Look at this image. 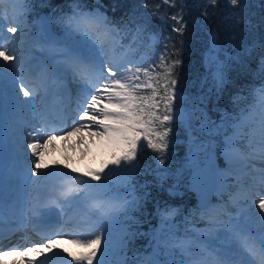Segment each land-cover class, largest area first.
Returning <instances> with one entry per match:
<instances>
[{
	"label": "snow or ice",
	"instance_id": "snow-or-ice-1",
	"mask_svg": "<svg viewBox=\"0 0 264 264\" xmlns=\"http://www.w3.org/2000/svg\"><path fill=\"white\" fill-rule=\"evenodd\" d=\"M7 2L15 3L17 0H7ZM18 2L22 3L23 0ZM228 2L232 6L239 4V0H228ZM4 3L5 0H0V40L3 39L5 31L2 9ZM211 3L215 4L216 0H211ZM204 15L207 16V13L205 12ZM173 19L179 23L175 31L183 32L182 17H173ZM65 23L69 32H82L83 35L92 37L102 51L115 52L118 47H122L118 39L119 30L111 26L107 17L99 11H85L76 4ZM17 32V26L7 28V33L13 34L11 39H15ZM209 39L210 52H215L217 44L215 35L210 33ZM53 43L57 42L53 41ZM56 55L61 59L56 61L55 66L41 68L36 76L37 83L26 86L21 79L22 73L28 70L26 62L22 61L14 51L10 54L8 46L0 43V100L3 98L5 87H8L14 92L18 101L31 103L40 92L47 94L49 88L61 78L58 74L71 73L73 81L80 85L83 96L77 107L78 119L74 122L78 126L73 127L71 132L63 128H51L46 136L41 135L39 130H33L30 133L33 142L27 144V149L31 151L33 158L29 172L32 178H38L40 175L53 177L59 175L66 178L60 185L62 189L60 196L70 203L85 204L88 213L95 216L101 224L102 230L89 232L88 236L91 238H80L83 233L77 231H56L51 237H43L40 243L33 242L31 247H26L22 251L18 250V247H13L9 252L0 251V257L11 254L26 259L27 264H41L40 261L35 260V257L58 248L57 240L70 235L74 238L67 243L77 249L75 252H69L67 248L63 249V252H67L72 258L70 264H108L104 257L109 250L110 225L119 222L121 216H127L137 201L135 198L131 200L127 198L130 193L120 195L110 188L102 189L101 184L93 181H101L102 176L106 179L104 169L109 165L119 167L123 164L131 172L136 167L137 154L142 145L163 154L167 148V136L170 131L167 125L174 119L181 118L174 115L173 111V101L177 99L174 69L180 61L178 59L169 61L164 54H161L159 63L141 66L142 61L134 62L127 59L126 51L121 53L119 60L112 58L101 60L94 52H85L72 45L56 49ZM215 75L218 81H223L222 68L218 67ZM255 106L261 112L258 124L259 140L255 139L256 130H253L247 134L248 147L264 162V87L255 92ZM253 119L251 106L247 115L241 110L239 119L231 125L233 133L223 135L221 155L227 163L233 162L237 157L244 158L236 145V139L246 135L242 130ZM85 129L90 137L97 138L98 142L110 152L109 160L101 169L81 173L79 169L65 171L68 167L65 165L62 168L49 169L48 173L41 171L49 168L44 163V150L47 146L53 145L57 139L56 132H61L60 139H65L72 135H80ZM159 162L161 164L165 162L163 155ZM257 171L260 173L258 181L261 187H264V169ZM73 172L77 175L73 176ZM254 206L257 210L255 221L246 222L244 226H233L229 223L231 239L242 256L237 258L231 249L223 252L217 249L209 251L208 248L199 245H197L199 252L193 253L189 251L191 242L179 241L173 246L179 247L189 256V259L182 264H264V198L259 199L258 204L254 201ZM9 207L0 181V222L3 221L5 209ZM37 207V204H32L30 208L34 216ZM202 208L203 215L207 217L210 225L224 224L220 219V210L206 204ZM174 214L175 210H166L164 216ZM2 234L3 230L0 229V235Z\"/></svg>",
	"mask_w": 264,
	"mask_h": 264
},
{
	"label": "trees",
	"instance_id": "trees-1",
	"mask_svg": "<svg viewBox=\"0 0 264 264\" xmlns=\"http://www.w3.org/2000/svg\"><path fill=\"white\" fill-rule=\"evenodd\" d=\"M23 1L28 19L37 20L46 14L58 32L76 4L82 9H100L131 44V55L138 60L145 55L144 66L159 63L161 54L169 61H180L174 69L175 89L184 97L173 101V110L184 108L188 119L167 125L170 131L163 154L143 146L136 167L131 172L123 168L131 177L125 190L137 201L124 216L135 232L128 237L126 248L131 264H139L144 262L146 248L155 243V236L163 240L170 232L179 237L185 230L197 235L196 229L205 220L189 186L193 167L190 154L204 161L215 149L219 156L223 135L233 131L231 125L241 110L246 114L250 106L255 107V92L264 87V0H239L238 6L228 0H216L215 4L211 0ZM173 17H182L183 32L175 31L179 23ZM213 31L218 32L221 42L215 59L221 63L222 82L214 78L205 61ZM161 155L163 164L159 162ZM219 160L222 166L220 156ZM120 187L112 189L120 194ZM166 210H175L170 220L164 216Z\"/></svg>",
	"mask_w": 264,
	"mask_h": 264
},
{
	"label": "rangeland",
	"instance_id": "rangeland-1",
	"mask_svg": "<svg viewBox=\"0 0 264 264\" xmlns=\"http://www.w3.org/2000/svg\"><path fill=\"white\" fill-rule=\"evenodd\" d=\"M3 9V14H4V33H3V39L0 40L1 43H4L8 46L10 51V54L14 51L15 54L24 62H26V67L28 68L29 64L33 61L31 57V51L32 49L34 50H45L46 48L50 49L51 55L54 57H58L56 55V49L58 48H63L66 45H72L74 47L83 49L85 52L87 51H92V45L85 41L88 36L83 35L82 32H69L67 30V27L65 26L64 30L62 32H56L52 28H46L43 23L41 18L35 21L28 20L27 18L22 19V16L24 14V5L21 2H15V3H9L7 0H5V3L2 5ZM85 11H99L102 13L100 10H95V9H89ZM104 14V13H102ZM105 15V14H104ZM111 25V24H110ZM11 26H17L18 27V32L15 34V39H11L13 34L7 33V28ZM112 26V25H111ZM44 33H48V37L43 40L42 43H39V38L44 35ZM91 40L94 41L92 37H89ZM120 36L118 39L120 40ZM217 40L216 44V51L215 52H210L208 50V54L206 56V64L207 67H209V70L212 68V71L214 72V78H216V71L217 68H221V63L216 62V52L219 50L221 47V42L217 39V36L215 37ZM53 41L57 43H53ZM63 42V43H60ZM121 42V41H120ZM54 45L60 46L58 48L53 47ZM119 48V47H118ZM117 48V49H118ZM115 52H112L110 50H107L105 52V55L101 56L97 53V51H92L95 53L97 57H99L101 60H107L109 58H112L114 60H119L121 57V53L123 51H119V49ZM127 59L132 60V61H138L136 58H131L129 57V53L133 51L132 49L127 51ZM145 56V55H144ZM143 56V59L139 60L142 61L141 66H143L144 62L146 61V57ZM56 63V62H55ZM115 70V69H114ZM35 73H29L28 70L22 73V80H36ZM61 78L57 80L56 84L52 85L47 94L40 92L35 96L37 100L43 105L44 103H48L46 100V97L48 95L51 96L50 104L51 106L56 107L57 106V101L55 100V96L57 95L59 89H58V83H61L63 81V77L69 78L72 77L71 74H58ZM217 79V78H216ZM37 81V80H36ZM67 85V84H66ZM68 87V86H67ZM65 87V90H70L71 89L68 87ZM72 89L74 90L73 85H70ZM12 93L11 89L8 87H5L4 94L2 100H0V111L2 114H6V116H15V118L19 119L23 123L22 127V134H20L17 131H14L11 126L8 124H11L12 119H9L5 121L7 123V132L6 134L11 138L13 145L15 146L14 148V154L15 158H17L18 162L15 163L12 166V169L15 171L16 169L19 170V173L13 176L12 182L14 183H21L20 188L18 186L15 188V192L17 196L19 197L21 194L18 190L22 191L23 190V184L22 181L25 179L24 176V170H26L28 166V172L27 175L30 177V172L29 169L32 165V155L31 151L27 149L28 143L33 142L32 138L30 136V131H29V126L31 123L33 124L34 120H38V116L40 114V111L36 112L35 114L27 115L25 110L29 109L30 106L28 104L22 103L18 101L15 98V94L13 96L14 99V106L9 109L6 108L7 106L2 105L1 103L4 102L5 98L7 95H10ZM14 93V92H13ZM12 93V94H13ZM177 93V99H181L184 97V94H182L180 91H176ZM22 96V93L20 94ZM7 101V100H5ZM6 105V104H5ZM40 105V104H39ZM253 116L254 119L248 124L247 127L243 128V133L246 135H243L241 137H238L236 139V145L240 150V153L244 158L237 157L236 159L233 160V162H242V164H236V165H231L230 163H227L225 158L221 155L220 152V158L221 162L223 163V166L220 168L219 172V182L220 186H218V193L224 194L222 198H219L218 201L214 202L212 204V208H216L220 210L221 215L220 219L224 222L223 225L216 224V225H205L201 226L196 230L195 232L197 235L195 236H190L189 234H182L180 237V241H186V242H191V247L189 248V251L193 253L199 252V248L197 245L203 248H208L209 251L212 249H217L220 252H223L225 250L231 249L234 254L237 255V258L242 256L243 254L239 252L237 246L231 239V234L229 232V223L233 226L239 225V226H244L246 222L251 223L255 221L256 219V208H254V201H256V196L259 194V191L261 189L259 182L257 181L258 175H259V169H264L263 163L258 156H255L253 154V150L248 147V139L249 135L253 130H256V136L255 139L258 140L259 137V131H258V124L260 121L261 117V112L258 107H253ZM174 115L180 116V119H174V120H180V121H186L188 119V113L186 110L179 108L175 109ZM250 111V110H249ZM247 112V114L249 113ZM246 114V115H247ZM35 124V123H34ZM35 126L42 129L41 125L35 124ZM77 127V125H75ZM74 126V127H75ZM73 128V127H72ZM72 128H68L65 131H70ZM45 133L49 134V132ZM233 133V132H232ZM230 133L229 135H231ZM5 132L2 134L0 133V137H4ZM62 135L61 132H56L57 139L59 140L60 136ZM87 140L90 141V139L87 137ZM76 149L80 151V154L78 157L75 159L74 155L71 153L70 150L67 148L63 147H57L55 148L54 151L44 153V163L49 166V168L42 169V172L48 173L49 169H58L62 168L65 165L68 167L65 169V171L68 170V168L76 169L79 168L84 172L92 171V170H99L101 169L105 162L109 160L110 158V152L108 149L103 146L100 142L96 143H91L88 149L82 150L80 148V143L76 142ZM143 146V145H142ZM141 146V147H142ZM255 147V145H254ZM141 149V148H140ZM139 149V150H140ZM3 149L0 148V152H2ZM232 163V162H231ZM110 168H105L104 172L107 176L105 179L102 176L101 181H93V183L101 184L102 189L103 188H110L112 186H120V185H125V178L119 175V169L122 166L116 167L109 165ZM3 167V166H2ZM8 166L4 167V170L6 171ZM111 169V171H109ZM83 172V173H84ZM41 177L44 178H58L60 177L59 175L53 177L50 175H40ZM88 179V177H85ZM34 179L30 177V180ZM57 181L51 186L54 187L57 185L59 189L60 185L57 183ZM232 186H235V193L232 194L230 193V188ZM31 186L28 189L30 192ZM37 193V189L35 190V195ZM217 193V194H218ZM36 199L38 202L40 200H49L47 198V194L41 198H38V195L36 194ZM38 198V199H37ZM58 200H61L62 203H65V199L63 197L58 198ZM35 201L33 202H28V208L30 209L32 204H35ZM73 204V203H72ZM258 204V203H257ZM23 206H25L23 204ZM65 206V204H64ZM44 208H47V206H44ZM28 209V210H29ZM65 209L68 212H71L73 210L72 205L70 207H65ZM207 219V218H206ZM208 220V219H207ZM95 224H99L95 217V221L91 222ZM116 227H113V225ZM101 225L98 226L99 230ZM168 227V226H167ZM129 229L126 228L121 222H113L110 225L109 231H110V242H109V250L107 254L105 255L104 259L108 262V264H124L125 262V256L121 255L122 253V246L125 244L126 241V236L128 235ZM84 238H91L88 236V234L83 235ZM168 240L175 241V237L172 236L170 233L168 234ZM176 243H165L163 247L165 249H168L166 254H159L158 248L156 245L153 246L149 259H153L155 255H158L161 257V260L164 259L166 264H182L183 261H186L189 259V256L186 255L179 247H174L173 245ZM70 249L76 250L75 247H71ZM53 252L56 254H52L50 256V259H57L60 257L61 260H57L58 264H64L66 261L65 258L62 256V250L60 248H54ZM99 256V254H98ZM39 257V256H38ZM38 257H35V260L37 261ZM154 261V259H153ZM157 261V260H156ZM165 262L162 261V264H165Z\"/></svg>",
	"mask_w": 264,
	"mask_h": 264
},
{
	"label": "bare ground",
	"instance_id": "bare-ground-1",
	"mask_svg": "<svg viewBox=\"0 0 264 264\" xmlns=\"http://www.w3.org/2000/svg\"><path fill=\"white\" fill-rule=\"evenodd\" d=\"M47 37H48V33H44V35H42L39 38V43H42L43 40L45 41V39ZM85 41H87L88 43H90L92 45V49H91L92 51H97V53L101 56L105 55V51H102L100 46L98 44H95V41L91 40L89 38V36ZM53 47L58 48L60 46L54 45ZM31 57H32L33 61L29 64L27 69H28L29 73H35V75H37L40 72L41 68H47L50 66H55V64H56L55 62L57 60L61 59V57H59V56L54 57L53 55H51L49 48H46L45 50H40V51L32 49ZM67 74H71V73L69 72ZM21 78H22V76H21ZM69 79L70 80H68V78L63 77V81L61 83H58L57 87L60 88L59 90H63V91H59L60 95L56 96V101L58 103V109L60 108V110H62V117H63L62 119L66 123L64 126L65 130L68 128H72L75 125L78 126V124L74 123V122L77 121V119H78V113H77L78 103L83 100V96H82V93L80 90V85L78 83H76L75 81H73L72 77ZM23 81L25 82L26 86H31V85H34L37 83L36 80L30 81V80L23 79ZM70 85H73L74 90L72 89V87H70ZM65 86H68L71 89V91L70 90H68V91L64 90ZM12 93L10 95L6 96L5 100H7V101L4 100V102L1 103L2 105L7 106L6 108H9V109H11L15 104L14 99H13L14 93L13 94ZM61 105H63V108H61ZM28 106H30L29 109L25 110L27 115L35 114L36 112H38L42 109V104L36 98H34L31 103H28ZM0 111H2V110H0ZM47 111L49 113H53V114L56 113V110L51 109V108H49ZM9 119H12V122H11V124H8V125L11 126L14 129V131H17L20 134H22V132H23V130H22L23 123L19 119L15 118L14 115L13 116L12 115L6 116V114L4 115L0 112V133L2 134L3 132H5V134H4L5 136L0 137V148L3 149V151L0 152V181H2L3 195L5 197L7 205H9L10 207H14L10 203V202H12V200H10L11 199L10 194L12 193V190L7 191L6 187L11 185L10 180L8 179V176L13 175V173H19V170L16 169L14 171L12 169V166L15 163H17L18 160H17V158L14 157L15 156V154H14L15 146L13 145L11 138L6 134L7 123L5 121H7ZM34 123L40 124V121L37 119L34 120L33 124L31 123V125L29 126V131L32 132L33 130H39L41 132V135L46 136V133L43 132L41 129L37 128ZM71 131L72 130L67 131V132H71ZM87 137L90 139V141L87 140ZM258 140H259V137H258ZM76 142L80 143V145H79L80 148L82 150L86 151V149L89 148L91 143L97 144L98 140H97V138L90 137L88 134V131L85 129V130H82V133L80 135H72V136H69L65 139L55 140L53 145H49L45 148L44 153L54 151L55 148H57V147H63V148H67L68 150H70L76 159L78 157V155L80 154V151L78 149H76V146H75ZM25 145H27V144H25ZM257 151H259V149H257ZM237 163L242 164L241 161L240 162H232L230 164L236 165ZM5 166H8L6 171L4 170ZM263 167H264V165H263ZM108 168H110V166H108ZM76 169H79V168H76ZM70 170H72V168H68L67 171H70ZM79 170L81 173L84 172L81 169H79ZM27 172H28V169L26 168V170L24 172L25 188L23 187V191H25V192L21 196V200L24 201L23 203L25 205V209L28 208L27 207L28 206L27 201L31 202L33 199H35L36 194H38L40 197L44 196L46 194H51L50 199L46 201L49 203H51L53 200L56 199L57 194H59V196H60V192L62 191V189H59L57 186H55L53 191H51V186L56 181H57V183H63L64 179H66V178H62V177L44 178V177L39 176L38 178H34V179L30 180V177H29V175H27ZM72 175L75 176V175H77V173L73 172ZM259 175H260V173H259ZM259 175H258V177H259ZM257 181H258V179H257ZM220 185L221 184L219 182V186ZM258 185H260V183ZM30 186H31V189H30L31 191L29 192L28 189L30 188ZM260 187H261V185H260ZM36 189H37V193L35 195H33V193H35ZM261 198H264V187H261L259 194L256 196L257 203H258L259 199H261ZM71 205L73 207V210L71 212H68L65 209V206L70 207ZM65 206L59 207V209H58V215L60 217V221H64V222H61L62 224L61 223L57 224V231H64V232L74 231L71 227L66 226V222L73 223L76 226L80 225L83 228H87V229L92 228L91 222L95 221V216H91L88 213V209L85 206V204H83V203H80V204L73 203L72 204V203L66 201ZM46 212L47 211H40L41 214H44ZM113 227H116V223H115V226L113 225ZM100 230H102V227H100ZM20 237H23V239H24V234H20V235L16 236L15 238H13L12 240L5 243L2 246L1 251L9 252L13 247H18V250L22 251L28 245L29 246L32 245L30 242L22 244V242H19ZM73 238H74L73 236L69 235V236L63 237L60 240H57V244L59 245L58 248H60L62 250V256H63V258L66 259L64 264H70L72 258H71V256L68 255L67 252H63V249L67 248L69 252L77 251V249L76 250L70 249L71 247H75V246L67 243L68 240L73 239ZM80 238H84V237L81 236ZM46 259H47V261L45 264H58V261H52L49 259L48 256H46ZM14 262H15V264H27L26 259L19 257V256H16V255L10 254L7 256L0 257V264H14Z\"/></svg>",
	"mask_w": 264,
	"mask_h": 264
},
{
	"label": "water",
	"instance_id": "water-1",
	"mask_svg": "<svg viewBox=\"0 0 264 264\" xmlns=\"http://www.w3.org/2000/svg\"><path fill=\"white\" fill-rule=\"evenodd\" d=\"M45 25L50 27V22L44 18ZM216 33L214 32V35ZM194 161V168L190 177V187L198 196V205L210 206L212 202V194L218 186V172L220 170L216 151H211L208 158L202 164L195 155L191 156Z\"/></svg>",
	"mask_w": 264,
	"mask_h": 264
},
{
	"label": "flooded vegetation",
	"instance_id": "flooded-vegetation-1",
	"mask_svg": "<svg viewBox=\"0 0 264 264\" xmlns=\"http://www.w3.org/2000/svg\"><path fill=\"white\" fill-rule=\"evenodd\" d=\"M214 32H216V31H214ZM214 34V33H213ZM217 36V39L219 40V34H218V32H216V35H215V37Z\"/></svg>",
	"mask_w": 264,
	"mask_h": 264
}]
</instances>
